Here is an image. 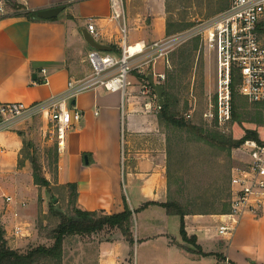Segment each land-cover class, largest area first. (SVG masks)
Masks as SVG:
<instances>
[{
	"label": "crops",
	"instance_id": "obj_1",
	"mask_svg": "<svg viewBox=\"0 0 264 264\" xmlns=\"http://www.w3.org/2000/svg\"><path fill=\"white\" fill-rule=\"evenodd\" d=\"M22 4L31 12L56 6L64 9L52 19L0 14V104L49 99L64 92L69 79L88 74L87 55L92 47L84 36L90 19L99 31L96 41L108 45L110 52L119 51L121 23L110 18L108 0H24ZM125 6L129 43L167 36L166 0H125ZM43 68L50 75L48 84L38 82ZM166 68L170 65L159 59L146 72H152L154 82L161 84L158 74H164ZM139 74L130 77L125 95L98 89L73 99L71 108L79 110L82 118L68 129L64 146L58 149L56 184L77 185L80 209L116 214L124 210L126 201L133 213V252L120 230H108L98 247V264H135L141 258L152 263L158 256H173L171 264H216L217 254L229 264H264V207L256 217L245 214L229 238L219 234L222 214L186 215L187 235L195 236L197 245L210 254L187 251L191 246L181 238L179 216L168 214L160 205L170 199L169 138L159 121L156 92L143 94L150 81ZM31 121L0 130V174L18 163L24 139L18 131H24ZM43 128L46 130V125ZM14 203L17 201H9ZM147 203L156 204L145 206ZM19 206L25 207L26 202ZM8 214L11 219H6V214L1 218L7 223L6 240L11 248L20 250L30 242V235L15 236V228L24 222H17L16 211ZM145 246L151 251L141 250ZM158 249L162 255H157Z\"/></svg>",
	"mask_w": 264,
	"mask_h": 264
},
{
	"label": "rangeland",
	"instance_id": "obj_2",
	"mask_svg": "<svg viewBox=\"0 0 264 264\" xmlns=\"http://www.w3.org/2000/svg\"><path fill=\"white\" fill-rule=\"evenodd\" d=\"M217 1L166 0L167 19L177 24H191V27L201 22L211 21L221 13L218 11ZM227 1L230 2V0H221L222 4ZM195 43H197V49L194 51L191 67L180 74V69L185 66L175 64V58L178 57L181 48L186 45L192 46ZM169 62L170 68H166L164 73L165 80L160 81L161 85L163 87L165 85L167 89V95L164 96L165 101L170 104L178 117L187 120L186 114L191 111L192 117L189 121L217 129L204 118V113L209 109L210 97L213 96L215 89L214 53L205 48L200 36H194L171 53ZM141 75L144 77V74ZM235 91L237 117L222 130V134L233 139H240L245 134V130L252 129L256 130L259 139L264 141V122H259V120H264V105L250 103L237 92L236 88ZM32 119L33 121L26 125L27 128L24 131H18L23 133L25 142L18 163L9 165L0 174V223L5 229V236L7 234L6 222L1 221V218L3 214H6V219H11L8 212L14 213L15 211L18 217L17 222H24L19 227L24 228L30 235L28 238L30 242L20 251L42 245L51 246L54 243L51 238L53 230L59 223V217L52 213V210L70 215L73 206L68 195L69 189L56 184L58 144L56 136L48 132L49 129H53V126L40 116ZM45 125L46 130L43 128ZM163 129L169 138L170 147L168 165L171 184L170 199L183 203L196 199L198 205L205 207L213 205L218 209L220 202L215 201L218 196L222 197V207L229 204L231 170L235 166H241L244 158L239 147L231 151L227 148L220 149L184 130L166 126ZM31 159L36 161L42 174L50 181L49 187L37 186L34 183ZM220 192L221 196L218 195ZM7 197H12L17 204L10 205ZM22 202H26V206L20 208L19 205ZM109 233L110 231L106 229L90 235L67 237L60 264H98L99 244L106 239V234ZM133 235L136 236L135 230ZM134 244L135 240L131 251ZM135 248L137 250V247ZM141 250L151 251L148 246ZM155 251L157 255L163 254L162 250ZM172 257L158 256L159 259L152 260V263H145V259L141 258L137 259L135 264H171ZM136 258H138V251Z\"/></svg>",
	"mask_w": 264,
	"mask_h": 264
},
{
	"label": "built area",
	"instance_id": "obj_3",
	"mask_svg": "<svg viewBox=\"0 0 264 264\" xmlns=\"http://www.w3.org/2000/svg\"><path fill=\"white\" fill-rule=\"evenodd\" d=\"M24 0H0V14L25 12ZM84 1V0H83ZM110 18L121 23V42L117 53L92 48L87 55L90 72L79 79H69L64 92L49 99L26 104L10 102L0 104V130L10 129L20 121L36 116L48 118L56 136L58 149H62L66 132L82 118L71 102L82 93L103 89L125 95L134 72L145 74L157 60L169 66L171 53L194 36H200L205 48L215 55V89L210 97L204 118L222 132L233 120V87L250 103L264 105V0H230L229 7L214 19L201 22L175 34L152 42L144 40L129 43L125 0H108ZM15 5L22 8L17 9ZM87 30L97 40L99 31L92 19ZM39 84H48V70L42 69ZM165 74L158 78L165 80ZM153 90L144 85L143 94ZM160 108V107H158ZM189 119L191 111L186 114ZM244 158L241 166L231 170L229 194L230 210L222 214L219 234L233 235L245 214L258 216L264 207V141L248 139L239 147ZM7 197V201H11ZM25 229L16 227L15 236H28ZM216 264H229L227 260ZM189 264H207L192 262Z\"/></svg>",
	"mask_w": 264,
	"mask_h": 264
},
{
	"label": "trees",
	"instance_id": "obj_4",
	"mask_svg": "<svg viewBox=\"0 0 264 264\" xmlns=\"http://www.w3.org/2000/svg\"><path fill=\"white\" fill-rule=\"evenodd\" d=\"M219 3L218 11H223L229 7L230 2L223 3L218 0ZM17 9L22 8L20 5H15ZM18 16L27 17L30 20L37 18L36 12L25 11L16 13ZM191 24H177L169 19L166 23V34L172 35L182 30L191 27ZM264 33V30L262 31ZM191 43V42H190ZM197 49V43L192 46H184L178 52V57L175 58V64L184 65L183 69H180V74H183L191 67V60L194 55V51ZM146 78V76L144 77ZM146 80H148L146 78ZM166 86L164 85V96L167 95ZM235 87H233V119L237 117L235 112ZM158 117L160 123H163L167 128L184 130L189 134L195 135L201 141H204L212 146H216L220 149L227 148L232 150L234 148L240 147L244 141L248 139L259 141V134L256 130L247 129L245 134L240 139H233L232 137H227L218 129L207 128L206 124L198 125L189 119L183 117H178L177 114L171 109L170 104L165 101L163 107L159 108ZM259 122H264V120H259ZM23 136V133H19ZM23 143L25 144L24 140ZM29 159V158H28ZM33 169V180L37 186L49 187L50 181L42 174L40 167L37 165L34 159L30 160ZM170 178L168 175V186L170 189ZM62 188L69 189V198L73 204L70 215H65L60 211L52 210V213L59 217V223L57 227L53 230L51 238L54 243L51 246H37L26 251H20L19 249H13L9 246L6 236L5 229L0 223V264H60L63 259L64 253V242L67 237L72 235H90L93 233H98L104 229L112 230L118 229L127 238L130 244H133L134 239L131 233L132 226V211L125 201V207L122 212L116 214H105L98 211H87L82 210L77 206V185L68 183L66 185H61ZM221 196V192L218 194ZM230 196V194H229ZM216 202H220L219 208L205 207L198 205L195 200H190L187 203H183L178 200L169 199L165 203H161L168 214L176 215L180 218V235L183 241L189 244L191 247H187V251L191 253H197L199 255H209L210 253H204L199 245H197V239L195 236H188L185 230L184 218L188 214H205V213H216L225 214L230 210V204L223 205L222 207V197L215 199ZM149 204L156 203H147ZM218 261H225L223 255L217 254Z\"/></svg>",
	"mask_w": 264,
	"mask_h": 264
},
{
	"label": "water",
	"instance_id": "obj_5",
	"mask_svg": "<svg viewBox=\"0 0 264 264\" xmlns=\"http://www.w3.org/2000/svg\"><path fill=\"white\" fill-rule=\"evenodd\" d=\"M64 9L63 6H56V7H51L48 9H41L36 12L37 17L41 19H52L56 17L62 10ZM86 42L90 45V47L101 50V51H109L110 47L108 45H105L103 43H100L96 41L88 32L85 36ZM147 77L149 78L150 83L153 86V89L156 92V97L158 101L159 107H163L165 104V99H164V87L161 84L155 83L152 77V72L147 73ZM74 103V101H73Z\"/></svg>",
	"mask_w": 264,
	"mask_h": 264
}]
</instances>
